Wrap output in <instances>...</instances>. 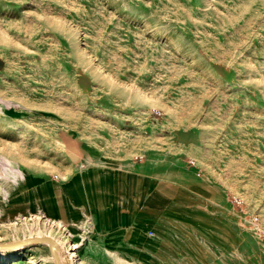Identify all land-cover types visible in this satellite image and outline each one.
<instances>
[{
	"label": "rangeland",
	"instance_id": "1",
	"mask_svg": "<svg viewBox=\"0 0 264 264\" xmlns=\"http://www.w3.org/2000/svg\"><path fill=\"white\" fill-rule=\"evenodd\" d=\"M34 236L264 264V0H0V242Z\"/></svg>",
	"mask_w": 264,
	"mask_h": 264
},
{
	"label": "water",
	"instance_id": "2",
	"mask_svg": "<svg viewBox=\"0 0 264 264\" xmlns=\"http://www.w3.org/2000/svg\"><path fill=\"white\" fill-rule=\"evenodd\" d=\"M46 242L49 246L51 256L53 257V263L54 264H61L59 260V256L57 254L56 250V241L51 238L50 236H34V237H29L24 240H19V241H12V242H0V247H9V246H15L20 244L21 242Z\"/></svg>",
	"mask_w": 264,
	"mask_h": 264
},
{
	"label": "bare ground",
	"instance_id": "3",
	"mask_svg": "<svg viewBox=\"0 0 264 264\" xmlns=\"http://www.w3.org/2000/svg\"><path fill=\"white\" fill-rule=\"evenodd\" d=\"M12 183V182H11ZM50 186V185H49ZM53 192V191H52ZM71 202V201H70ZM100 225H101V223H100ZM109 225H110V223H109ZM106 226V225H105ZM27 238H29V237H27ZM24 239H26V238H24ZM24 239H22V240H24ZM65 244H66V246H67V250H69V253H70V257H71V260H73L74 262H77V255H76V252H74V251H71L73 248L71 247V245L72 244H70L69 243V240H68V238L66 237L65 238ZM27 243H31V242H29V241H27V242H21L20 244H18V245H15V246H9V247H0V248H4V249H2V250H13V249H15V248H17L18 246H22V245H24V244H27ZM34 243V242H33ZM11 255H10V257L8 258V259H0V264H4L6 261H8V260H16V258H17V256H16V254H14V253H10ZM61 263V262H60ZM77 264V263H76Z\"/></svg>",
	"mask_w": 264,
	"mask_h": 264
}]
</instances>
